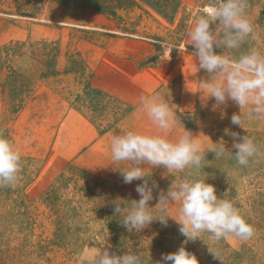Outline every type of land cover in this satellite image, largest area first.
<instances>
[{"label": "rangeland", "instance_id": "1", "mask_svg": "<svg viewBox=\"0 0 264 264\" xmlns=\"http://www.w3.org/2000/svg\"><path fill=\"white\" fill-rule=\"evenodd\" d=\"M210 2L0 0V135L22 158L18 182L0 187V264H81L84 253L108 245L110 253L132 250L143 264H156L161 254L182 244L199 264H264V119H248L232 101L213 110L214 98L206 99L199 87L208 74L195 73L198 61L185 39L195 14ZM246 12L259 38L217 53L238 57L254 47L264 51V0H248ZM164 43L176 46L169 57ZM117 74L134 87H153L146 95L170 85L180 90L187 110L177 118L185 129L199 136L203 149L225 143L233 154L217 158L205 150L199 171L170 173L145 165L149 184L155 181L166 192L195 172L191 178L206 180L218 198L239 208L255 229L252 238L230 235L213 242L204 233L201 240L185 242L171 218L167 226L153 221L139 232L122 225L115 206L130 208L138 201L135 188L142 181L123 182L119 170L129 164L112 161L106 133L120 121L125 132L157 130L147 124L141 105L105 95L101 83ZM133 112L140 119L135 126ZM239 112L242 128L231 123ZM231 132L254 138L261 155L248 166L236 162ZM181 134L178 125L169 138ZM157 192L150 207L158 203ZM178 208V202L169 205L173 218Z\"/></svg>", "mask_w": 264, "mask_h": 264}, {"label": "clouds", "instance_id": "2", "mask_svg": "<svg viewBox=\"0 0 264 264\" xmlns=\"http://www.w3.org/2000/svg\"><path fill=\"white\" fill-rule=\"evenodd\" d=\"M247 7L248 0H211L195 14L194 24L186 29L185 39L193 46L191 56L198 61L195 73L203 70L208 74V79L199 80V87L207 93L206 99L214 98L213 110L221 105L226 107L228 101H232L240 110H246L248 119H264V51L254 47L238 57L215 51L238 50L249 38H259L254 35L255 26L247 15ZM213 25L216 26L215 31ZM162 47L164 55L169 57L176 46L164 43ZM138 102L157 131L141 133L129 130L112 135L110 141L112 161L129 164L128 168L119 170L123 182L142 181L135 188L140 196L138 201L133 200L130 208L115 206V213L123 215L122 225L129 232H139L153 221L167 226L171 218L180 225L179 232L186 238L185 242L201 240L204 233H208L209 240L213 242L230 235L244 241L252 238L255 229L246 222L239 208L230 199L218 198L216 188L206 180L191 178L195 172L189 171L179 183H171L166 192L159 189L155 181L149 184V171L145 165L152 168L162 166L170 173H183L186 169H201L205 150L214 152L217 158L233 154L226 149L225 143L219 144L218 148L203 149L199 136H193L185 129L161 94L142 95ZM231 123L242 128L241 112L232 115ZM178 125L182 134L170 139L169 134ZM225 133L228 134L227 129ZM230 134L232 148L236 149L235 160L240 166H248L252 158L261 155L254 138L240 137L237 132ZM21 159V152L15 144L0 135V187L13 186L18 182ZM154 190H158V203L150 207ZM177 202L178 217L173 218L168 209L170 204ZM153 209L158 214H154ZM110 248L108 245L84 253L79 258L81 264H143L141 255L135 251L116 255L110 253ZM169 262L199 264L195 254L187 251L183 244L176 252L161 254L156 264Z\"/></svg>", "mask_w": 264, "mask_h": 264}, {"label": "crops", "instance_id": "3", "mask_svg": "<svg viewBox=\"0 0 264 264\" xmlns=\"http://www.w3.org/2000/svg\"><path fill=\"white\" fill-rule=\"evenodd\" d=\"M127 68H134V66H130L128 65ZM117 72H119L117 70ZM111 76H114V74H112ZM109 77L110 79L106 80V82L101 83V87L103 92L105 93V95L111 96L114 99H118L120 100L122 103L123 102H127L128 104H132V106H138L139 104V97L142 95L145 96H151L155 93H159L162 96L165 97V99L169 102L170 106L172 107L173 111L176 112V114L178 113H182L185 112L184 110L187 108L184 105V97H178L179 94H181V91L178 89H175L172 87V85H170V87L166 86L163 87L162 89H159L156 91V89L154 91H150L149 94L146 95V93L148 92L147 90H151L153 87H134L132 85H129L130 81L127 82L124 80L125 77H123L122 75L117 74L116 77ZM166 88H169L170 90H167ZM154 89V88H153ZM147 91V92H146ZM140 105V104H139ZM190 107V106H189ZM188 107V108H189ZM137 112H133L134 116L133 118L136 119L133 121V125L135 126V124H137L139 122V116H136ZM146 113V112H145ZM117 123V122H116ZM147 124H151V122L147 121ZM122 123L121 121L118 122L117 124L114 125L113 128H111L109 130V132L106 133V136L108 137H112V135L114 134H123L125 132L124 128L122 127ZM120 129V132H119Z\"/></svg>", "mask_w": 264, "mask_h": 264}]
</instances>
